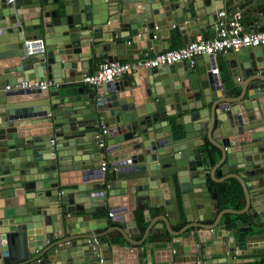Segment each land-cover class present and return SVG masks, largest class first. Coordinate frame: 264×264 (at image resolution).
I'll return each mask as SVG.
<instances>
[{
  "label": "water",
  "instance_id": "1",
  "mask_svg": "<svg viewBox=\"0 0 264 264\" xmlns=\"http://www.w3.org/2000/svg\"><path fill=\"white\" fill-rule=\"evenodd\" d=\"M246 5L264 13V0H0V197L11 198L0 212V264H152V244L139 250L144 240L133 238L134 211L151 222L153 209L164 211L169 234L160 250L167 257L156 262L239 261L233 233L219 221L224 213L250 211L264 222V79L219 83L210 71L215 56L201 54L141 69L131 82L104 83L96 92L71 84L89 72L96 54L127 60L167 49L169 30L162 28L169 20L186 44L215 22V11ZM34 39L43 49L29 54L25 42ZM224 58L253 76L264 69V45ZM45 80L52 82L46 89H4ZM174 114L181 130L166 120ZM102 123L108 132L97 137ZM203 135L219 151L214 167L225 175L214 170L211 178H236L242 209H213L209 153L198 149ZM101 138L111 165L106 173ZM106 208L123 224L112 229L122 240L92 233L106 218H96L97 227L85 223ZM93 238L96 248L85 247ZM245 240L241 252L254 245Z\"/></svg>",
  "mask_w": 264,
  "mask_h": 264
},
{
  "label": "crops",
  "instance_id": "2",
  "mask_svg": "<svg viewBox=\"0 0 264 264\" xmlns=\"http://www.w3.org/2000/svg\"><path fill=\"white\" fill-rule=\"evenodd\" d=\"M246 6L247 7L242 8V9L237 8L236 11H233L231 9L232 6L231 7L229 6V8H222L221 10H226L228 12V14H233L235 12L241 13L242 22L244 23L245 28L248 30L257 31L261 28H264V13L262 15L255 14L252 11V9H253L252 5H246ZM215 12H217V11H215ZM215 12H213L212 14L214 15ZM213 24H214V22H213ZM213 24L207 25V23H206L205 24L206 27L201 29L199 34L195 35L194 37H191L190 39L194 40L198 37L203 38L204 37L203 34H205V33H207L208 37H212L213 33H214L213 28H212ZM177 27H178V23H174V22L169 20L167 22V26L162 28V29H168L169 30L168 36L170 37V42L168 44V48L178 47L180 45H183L181 43V34H179ZM157 31H160V30H157ZM161 43H165L164 40H162ZM98 44H100V43H96L94 46H96ZM154 53H155L154 51L148 50L147 53H145V54L152 55ZM107 55L108 54H105V56H100L99 54H96L94 61L89 62V72L88 73L93 72L96 69L99 62H101L103 60H108ZM225 55L226 54H222V53L217 54L215 56V62L213 63V66H211V69L215 65L219 68V72L216 76V78L219 80V83H226V82L238 83V82H240V83L245 84V82H247L251 77H254V76H258V77L264 79V69L263 68H258L256 71H254L253 76H246L245 74H243L241 72H236L235 68H232L229 65V63L226 62V59L224 58ZM129 57H132V56L129 55ZM177 63H179V62H177ZM78 65H80V62L78 63ZM211 69H210V71H211ZM138 72L126 73L123 77H121L118 80H120L122 82L129 83L133 80L134 75H136ZM71 85L72 86H83L85 88L86 93L91 92V91L96 92V90H100V89H97L96 87H89V86L83 84L81 81L72 83ZM236 94L237 93H235L234 95H236ZM102 98L103 97L100 96L98 99H102ZM206 106H208V108H209V105H206ZM180 116H181L180 114H174L171 116H167L166 120H168L171 125L176 127V129L181 130L182 125L181 124L177 125L175 123V121L178 118H180ZM162 120H164V118H162ZM201 138H202V140H201L202 144H201V146L198 147L199 150L201 149V147L203 145H210L211 146V143L207 139L206 135L201 136ZM104 160L107 161L106 156L104 157ZM107 163H108V170H109L111 168V165L108 161H107ZM214 170L218 174H220L219 175L220 177L216 176L217 178H224L225 177L224 173H222V171L219 170L218 167H216V166L214 167V165L208 164L207 168L205 169V171L207 172V180H208L207 184H208V186H209V182L214 181L210 175V171L213 172ZM236 171L238 172L239 170H236ZM229 178H232V177H228L225 180H227ZM214 182H216V181H214ZM241 188H242V186H241ZM248 189L251 190L252 186L248 187ZM242 192H243V189H242ZM2 193H3V191L0 190V194H2ZM6 199H11V198L0 197V212L3 211L2 206L4 204H6V202H5ZM243 200H244L243 201V203H244L243 207H244L245 206L244 192H243ZM216 204L213 206V209L216 211V213H218L217 209H216ZM251 209L254 211L253 208H251ZM110 211H109V208H106L102 212L94 213L92 215V220H89L88 222H85V223L91 224L93 227H97L98 224L96 223L95 219L96 218H106V219H108V221L105 224L101 223L102 225H104V227L95 229L92 231V233H95V234L107 233L108 238L112 239V238H116L119 236L122 240L123 238H122L121 234L118 231L112 230V229L114 227H117V226L122 227L123 224L118 220L111 219L109 216ZM134 212H135V218L134 219L137 221V227H138L139 235H138V237H134L133 239L136 241L144 240L142 245H137L139 250H146V249H148L147 244H152V247L150 248L151 253H152V264H160V263L156 262L154 259L156 258L158 260V259H162V258L167 257L166 256V250H162L163 251L162 253L160 252V250L165 248L164 242L168 240L166 237L169 236L168 232L166 231V225H165L166 223L163 220L164 211H162L161 209H159V210L153 209L150 212L151 222L146 221L144 219L141 210H136ZM225 214L226 213H224L220 218L219 228L227 229L228 232L231 231L233 233V238H234V242L236 244V249L238 250L235 253L234 257L239 260L238 262H236L234 264H259V262H262V261L264 262V222H262L259 217L258 218L254 217L250 211H247V214L250 216L251 221L249 222V224H243V225L240 224V226L241 227H243V226L248 227L249 226L251 228V230L248 234H245V236L244 235L242 236L239 233H237L236 230H233L229 227V225H228L229 220L224 217ZM214 219L215 218H211L208 221V223H213ZM185 223H187V222L184 221L181 224H178L176 226H172L171 230L178 231L181 229L182 225H184ZM141 226L144 227L143 231H141V229H140ZM163 230H165L164 235H161L160 232H162ZM246 236L249 237L248 241H251L252 243H254V245H251V247H248V252H241V251L247 249L246 240H245ZM225 242H227V241H225ZM88 245L92 247V245H90L88 243L85 245V247H87ZM129 246L133 247L134 245H129ZM97 249L99 250V247H97Z\"/></svg>",
  "mask_w": 264,
  "mask_h": 264
},
{
  "label": "built area",
  "instance_id": "3",
  "mask_svg": "<svg viewBox=\"0 0 264 264\" xmlns=\"http://www.w3.org/2000/svg\"><path fill=\"white\" fill-rule=\"evenodd\" d=\"M213 36L202 38L198 37L186 44L178 47L167 48L152 55L145 54L142 57L128 60H103L98 63L96 69L91 73L82 75L81 82L89 87H99L101 84H113L123 77L126 73L138 72L141 69H149L160 66L172 65L176 62L191 60L192 57L206 54L216 56L219 53L227 54L228 52H239L249 47H258L264 45V28L257 31L248 30L242 22V15L239 12L228 14L225 10L217 11V19L213 26ZM28 53L43 49V41L34 39L25 42ZM261 71V70H260ZM219 68L215 65L211 69V73L217 75ZM262 72V71H261ZM52 85L50 80L35 82L32 86L28 81L16 83L13 87L5 85L4 89H21L28 87H37L46 89ZM108 132V128L102 123L96 130V136L102 137ZM101 150L100 171L106 173L108 163L105 157V142L101 138L98 141ZM113 212H109V216L113 217ZM92 247L96 248V240L93 238L88 240ZM96 264H102L101 259Z\"/></svg>",
  "mask_w": 264,
  "mask_h": 264
},
{
  "label": "trees",
  "instance_id": "4",
  "mask_svg": "<svg viewBox=\"0 0 264 264\" xmlns=\"http://www.w3.org/2000/svg\"><path fill=\"white\" fill-rule=\"evenodd\" d=\"M173 48V47H171ZM201 151L208 152L209 154V163L214 165L220 156L219 151L213 145H203ZM209 190L213 199L217 200L216 209L217 212L225 208L231 209H242L243 208V192L239 181L232 177L227 180L220 182H209ZM229 220V227L233 230H236L240 235L248 234L251 228L241 227L243 224H249L251 221L250 216L247 212L243 213H226L224 216ZM141 231L144 230V227L141 226ZM259 264H264V262H259Z\"/></svg>",
  "mask_w": 264,
  "mask_h": 264
}]
</instances>
